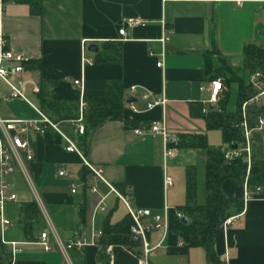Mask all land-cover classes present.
<instances>
[{
  "label": "crops",
  "instance_id": "0c3cea01",
  "mask_svg": "<svg viewBox=\"0 0 264 264\" xmlns=\"http://www.w3.org/2000/svg\"><path fill=\"white\" fill-rule=\"evenodd\" d=\"M130 17L147 23L128 27L122 39L119 29ZM163 22L170 30L164 44V70L157 65L163 50L159 41ZM0 37L8 41L7 49L30 57L21 74L28 100L11 98L8 84L0 77L1 120L41 123V113L50 119L39 97L42 85L48 86L50 96L58 101L79 102L81 97L103 96L112 80L122 83L125 94L123 118L108 120L91 131L86 150L78 145L83 157L68 151L61 134L50 125L43 132L32 126L26 130L23 123L11 129V134L23 131L22 137L31 143L34 159L27 166L40 203L19 170L8 177L15 184L17 200L5 205L4 216L9 223L2 226L0 219L3 264H105L102 254L110 264H140V256L123 245L103 248L101 237L94 245L71 250L69 259L52 232L51 248L46 250L40 244L42 232L51 225L66 242L77 234L89 238L95 231L103 232L107 222L121 223L129 213L117 192L130 196L136 208L151 210L152 215L143 218L145 224L169 207L168 232L148 233L153 247L150 264H208L206 251L188 247L175 230L179 208L186 203L187 169L195 167L196 157L203 153L201 149L178 146L176 155L165 159L161 135L146 128L165 117L168 129L179 137L207 135L205 119L192 114V107L204 111L218 106V102L211 101L206 59L215 50L216 56L223 57L237 74L243 73L245 46L264 43V0H0ZM105 42L121 43V51L114 62L98 63L97 53L89 52L87 47L96 44L101 52ZM244 76L249 82L251 73ZM76 79H82V86L75 85ZM234 84L238 85L226 84L219 100ZM133 86L137 87L135 91ZM145 93L150 96L144 98ZM163 94L167 99L165 107L147 108V103ZM128 95L136 100L127 102ZM251 108L250 124L256 126L257 118L264 117V92ZM74 120L54 123L77 143L79 133L75 132ZM1 129L0 125V132ZM135 129L145 131L139 135ZM223 147L227 149L228 144ZM252 153L254 161L264 160V129L253 130ZM84 159L102 168L104 180ZM202 160L197 179L204 181L205 190L207 153ZM61 169L67 175L60 176ZM252 170L257 173L259 167ZM165 175L173 180L167 188ZM261 187V193L244 202L241 215L225 233L222 231L216 245L222 260L227 254L231 264H264V186ZM222 188L228 196L244 200V184L228 179ZM205 200L206 190L204 195L198 194L199 203ZM33 202L38 204L39 212L31 223L27 221L25 205ZM13 243L21 248L16 254ZM135 248L143 253L142 245Z\"/></svg>",
  "mask_w": 264,
  "mask_h": 264
},
{
  "label": "trees",
  "instance_id": "16d2710c",
  "mask_svg": "<svg viewBox=\"0 0 264 264\" xmlns=\"http://www.w3.org/2000/svg\"><path fill=\"white\" fill-rule=\"evenodd\" d=\"M120 44L103 43V50L96 54V62L108 63L117 60L116 55H119L121 51ZM216 52L215 50L210 52L209 57L206 59L207 75L211 81L218 78L222 79L225 86L230 85L232 82L238 84L237 111L227 112L226 103L228 100H226L227 95H224L218 101V106L208 107L206 112L201 107L199 109L192 107V114L202 116L206 121L208 130H222L224 142L228 144V147H232L233 143L238 144L243 141L241 127L242 104L258 94L261 88L264 87V43L245 46L243 50V73L241 74H237L223 57H217ZM28 64L29 62L26 65ZM247 72L251 74L260 72L262 74L259 79L262 85L261 88L246 80L244 73ZM39 97L45 105L44 111L53 122L79 117L78 101L54 100L50 96L46 85H42ZM85 100L87 102L85 131L83 134L76 135L77 143L83 150L87 148L86 138L91 131L108 120H121L123 118L125 105L123 85L119 80H112L107 83L105 95L85 97ZM249 115V119L253 118L251 107H249ZM179 147L206 150V200L204 203H199L197 170L194 166L188 167L186 172V203L179 208V212L182 213L183 217H187L188 221L184 222L183 217H176L175 230L188 247H201L206 251L208 264H218L222 260L216 251L217 242L223 231L221 225L226 218L240 214L244 208V200L228 196L223 191L222 185L228 179L238 184H244L247 176V161L243 156L228 161L225 158L226 148L210 145L206 134L182 136L180 137ZM256 165L259 167V172L254 173L252 170L247 178L250 189L256 186H264V160L254 161L253 168ZM25 206L27 212H29L27 221L32 223L36 213L39 212V206L36 202ZM31 212L33 213L31 214ZM132 224L133 220L130 215L119 224L112 225L107 222L103 229V235L99 240L100 244L103 248L110 244H120L136 255L141 256L142 250L135 248L141 243L131 234ZM3 252L4 246L0 232V264H3ZM101 256L105 264H110V260L104 254Z\"/></svg>",
  "mask_w": 264,
  "mask_h": 264
},
{
  "label": "built area",
  "instance_id": "2783aa9c",
  "mask_svg": "<svg viewBox=\"0 0 264 264\" xmlns=\"http://www.w3.org/2000/svg\"><path fill=\"white\" fill-rule=\"evenodd\" d=\"M147 21L143 20L139 17H130L124 20L123 26L119 29V34L122 35V39L127 36V28L128 27H136V26H144ZM170 30L165 26V22H163V34L159 41L163 45V50L160 55V59L157 62L158 67L165 69V48L164 44L167 40H169ZM8 41L4 37H0V77L6 81L10 90L11 98H21L28 100L26 94L23 90V80L21 79V74L24 71L25 65L30 61V57L25 53H16L9 49H7ZM88 62H91L88 60ZM262 74L260 72H255L251 74L249 82L254 86L261 88V84L259 82ZM75 85L82 86V79H76ZM137 89L136 86L132 87V91ZM210 89L212 93V102L219 101V95L226 90V86L221 79L212 80L210 83ZM264 92V87L261 88V91L254 95L249 100L245 101L242 104L241 112H242V133H243V141L237 144V148L234 149L232 147H228L225 152V158L228 161H232L240 156H243L247 161V176L244 183V202L252 199L255 195L261 193L262 187L256 186L253 189H250L247 184V178L251 173L254 158L252 153V132L254 129H264V117L257 118V125L252 126L250 124V115H249V107L252 106L253 102L258 99V97ZM150 96L149 93L144 94V98H148ZM167 103V99L163 94L161 97L154 99L153 101L147 103V108L152 109L156 106L165 107ZM87 107V102L85 97H81L79 101V117L72 121L75 125V132L79 134H83L85 131V111ZM130 107L134 108V104L130 103ZM207 111V108L204 110ZM42 120L33 121V120H11L4 121L0 119V125L2 127L0 132V219L2 222V226L7 225L9 220L4 216V208L8 202L17 200V193L15 191V184L13 182L8 181V177L12 175L16 170H19L20 173L24 176L25 180L28 182L30 187L36 194L37 200L40 203V199L38 193L35 189L33 180L30 176L28 170V162L34 159V151L32 149L31 143L27 138L22 137L23 131H18L15 134H11V129L16 128L17 123H23L25 125L24 129H28V127L32 126L37 131L43 132L47 125H50L52 128L57 130L63 139L66 142V149L68 151L77 152L83 157V152L79 148L76 141L67 133L62 131L60 127L51 121L46 115L41 113ZM147 130L157 133L161 135L164 143V158L167 159L169 157H173L176 155L180 137L177 133L171 132L166 124L165 117L161 120H154L149 124ZM23 130V129H22ZM145 129H135V132L139 135L143 134ZM85 164L93 171V173L104 180L102 168L94 166L91 162L84 159ZM60 176L67 175V172L63 169L59 170ZM173 180L170 176L165 175L164 177V186L167 188L172 185ZM109 186L113 188L111 184ZM72 191H76V187L72 186ZM96 191V188H92V192ZM118 196L124 202L128 209V213L133 220V224L131 226V234L133 237H140L141 245L143 247V253L140 256V264H150L149 263V253L153 249L149 240L148 233L153 230H162L165 234L169 230V207L165 206L163 214H155L153 215V221L149 224H145L143 222V218L151 216V210L147 208H136L133 206L131 197L121 194L117 192ZM103 204V203H102ZM104 209V205L102 206ZM241 215L236 214L229 216L222 223L221 227L223 232L225 233L230 225ZM178 216L183 217L181 212H178ZM50 232L53 233L56 243L62 253L69 259V252L71 250H82L90 245H94L97 243V239L103 235L102 231H95L92 233L91 237H86L82 234H77L74 238L68 241H62L59 237L56 229L51 225L49 230L42 232L40 244L44 246L46 250L51 248L50 245ZM21 251V248L18 247L17 243H13V254ZM218 264H231L229 256L226 254V257L221 260Z\"/></svg>",
  "mask_w": 264,
  "mask_h": 264
},
{
  "label": "rangeland",
  "instance_id": "374dc122",
  "mask_svg": "<svg viewBox=\"0 0 264 264\" xmlns=\"http://www.w3.org/2000/svg\"><path fill=\"white\" fill-rule=\"evenodd\" d=\"M224 92V91H223ZM222 92V93H223ZM227 95L226 100V110L227 112H236L237 111V102H238V85L234 84V86L232 88H230V91L228 93H225V96ZM218 105V104H217ZM207 140L208 143L212 146H224L225 142L223 139V132L220 129H214V130H209L207 133ZM224 148V147H223ZM201 152L203 154H201V156L199 155L198 157H196V170H198V166H201V164L203 165V160H202V155H203V159L204 156H206V152L204 149H201ZM204 181H198V194L199 196L204 195ZM204 201V197L201 198V202Z\"/></svg>",
  "mask_w": 264,
  "mask_h": 264
},
{
  "label": "water",
  "instance_id": "95a60500",
  "mask_svg": "<svg viewBox=\"0 0 264 264\" xmlns=\"http://www.w3.org/2000/svg\"><path fill=\"white\" fill-rule=\"evenodd\" d=\"M88 51L89 52H92V53H97L98 52V46L96 44H90L88 45L87 47ZM127 102H132L134 100H136L134 97H132L131 95H128L127 98H126ZM232 148L236 149L237 148V144L236 143H233L232 144ZM183 221L184 222H187L188 221V218L187 217H183ZM135 239L140 242L141 239L140 237L136 236Z\"/></svg>",
  "mask_w": 264,
  "mask_h": 264
}]
</instances>
